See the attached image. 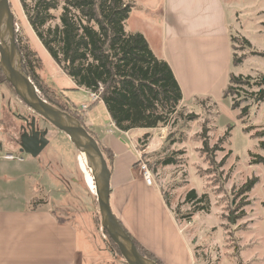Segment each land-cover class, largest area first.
I'll return each instance as SVG.
<instances>
[{
    "label": "rangeland",
    "instance_id": "rangeland-1",
    "mask_svg": "<svg viewBox=\"0 0 264 264\" xmlns=\"http://www.w3.org/2000/svg\"><path fill=\"white\" fill-rule=\"evenodd\" d=\"M56 1L55 24L66 0ZM225 1L233 8L230 14L233 52L244 57L233 73L263 80L264 58L252 52L264 53V0ZM10 3L15 25L35 42L42 62L39 71L42 79L67 102L68 108L83 111L88 123L87 110L91 101H95L86 90L74 85L37 41L20 0ZM234 38L245 39L250 45H240ZM262 88L243 86L239 95L223 97L221 103L196 98L193 103L180 106L167 127L146 131L150 134L148 139H144L145 132L135 140L132 135L129 137L134 141V149L147 151L143 159L152 169L154 185L163 192L167 207L191 242L196 264H264V165L254 164L256 158H264L261 146L264 137H257L264 132V101L256 103L252 98ZM0 94L4 115L0 130L4 151L0 154L8 152L31 159L19 150L18 142L23 136L21 127L28 129L36 118V129L44 132L50 143L39 157L53 159V166H46V174L56 192L50 196L41 192L40 202L48 200V206L63 219L80 221L92 228L90 234L98 236L97 243L108 253L107 264H127L95 219L99 212L95 186L72 141L36 116L6 83L0 82ZM237 103L239 107H233ZM245 108L249 111L243 116ZM204 138L208 141V152L203 150ZM25 164L18 160L11 162L19 174ZM253 178L258 179L257 184L251 192L241 195L243 186Z\"/></svg>",
    "mask_w": 264,
    "mask_h": 264
},
{
    "label": "crops",
    "instance_id": "crops-1",
    "mask_svg": "<svg viewBox=\"0 0 264 264\" xmlns=\"http://www.w3.org/2000/svg\"><path fill=\"white\" fill-rule=\"evenodd\" d=\"M124 1L133 6L126 31L141 33L153 53L171 66L183 93L181 107L196 98L223 102L235 68L233 8L225 0ZM1 110L0 100V130ZM87 112L88 124L102 134L103 144L114 152L110 202L115 216L162 264H196L191 242L167 207L163 192L147 185L139 168L134 167L138 159L132 139L146 131H130L124 139V132L111 122L103 103ZM4 154L10 153L0 156ZM47 158L23 157L26 164L20 174L12 161L0 158V264H107L108 253L97 243L98 236L90 234L92 228L63 219L48 206V200L37 203L41 192L56 194L46 172L53 159Z\"/></svg>",
    "mask_w": 264,
    "mask_h": 264
},
{
    "label": "trees",
    "instance_id": "trees-1",
    "mask_svg": "<svg viewBox=\"0 0 264 264\" xmlns=\"http://www.w3.org/2000/svg\"><path fill=\"white\" fill-rule=\"evenodd\" d=\"M20 3L27 13V22L37 41L56 65L78 89L99 94V100L92 103L90 109L103 103L111 122L124 133L137 129L153 131L171 123L183 101L181 87L171 66L153 53L146 38L141 33L126 31V23L133 8L131 4L124 0H66L59 22L55 24L54 20L57 18L53 11L58 9L56 0H20ZM231 39L233 43V38ZM234 40L240 45H250L245 39ZM34 43L22 30L16 31V45L25 73L44 100L80 121L97 141L112 172L114 152L103 144L102 134L86 123L83 111L68 108L67 102L42 79L39 73L42 62ZM252 53L264 58V53ZM243 60V56L233 53L235 66ZM0 82L12 88L1 68ZM243 86L261 88L264 86V78L256 81L252 77L231 74L223 97L226 99L231 95H239L242 92L239 89ZM12 90L14 91L13 88ZM252 98L256 103L263 102L264 88ZM233 107L238 108V103ZM248 111L245 108L242 115H247ZM149 137L148 132L144 134V139ZM257 137H264V132L258 133ZM261 146L264 149V142ZM203 150L209 151L205 138ZM254 164L264 165V158H256ZM138 166L139 162H136L134 167ZM257 182V178L248 181L243 186L241 195L251 192ZM95 219L101 223L99 212ZM119 222L142 256L162 264L126 230L120 220ZM103 231L113 249L121 255L107 232Z\"/></svg>",
    "mask_w": 264,
    "mask_h": 264
},
{
    "label": "water",
    "instance_id": "water-1",
    "mask_svg": "<svg viewBox=\"0 0 264 264\" xmlns=\"http://www.w3.org/2000/svg\"><path fill=\"white\" fill-rule=\"evenodd\" d=\"M0 68L6 81L17 97L38 117L63 132L75 148L85 154L91 172L97 198L102 228L118 247L127 264H157L140 254L133 240L123 229L111 208V170L97 143L76 118L63 112L44 100L31 78L25 73L22 57L16 45L15 17L10 0H0ZM26 123L28 121H25ZM31 134L22 137L21 152L33 158L38 157L49 141L36 131V118L31 120ZM33 141L35 151L26 149V143Z\"/></svg>",
    "mask_w": 264,
    "mask_h": 264
},
{
    "label": "built area",
    "instance_id": "built-area-1",
    "mask_svg": "<svg viewBox=\"0 0 264 264\" xmlns=\"http://www.w3.org/2000/svg\"><path fill=\"white\" fill-rule=\"evenodd\" d=\"M15 30L18 31L19 28L17 27V25H15ZM90 97L93 101H98L99 100V94L98 93H89ZM85 109V108H84ZM126 136L128 135L127 133H124ZM144 157V152H138L137 151V159L139 162V171L142 175L143 180L146 182L147 185L149 186H153L154 185V178H153V173H152V169L148 166V164L145 162V160L143 159ZM0 158L7 160V161H21L23 162L24 159L21 157H16L13 154H4L2 156H0Z\"/></svg>",
    "mask_w": 264,
    "mask_h": 264
},
{
    "label": "flooded vegetation",
    "instance_id": "flooded-vegetation-1",
    "mask_svg": "<svg viewBox=\"0 0 264 264\" xmlns=\"http://www.w3.org/2000/svg\"><path fill=\"white\" fill-rule=\"evenodd\" d=\"M21 128H22L21 133L23 134V136H25L26 134H31L30 128L27 127L28 129H26V128H23V126ZM36 131L42 133L43 136L45 137L44 132L37 130V129H36ZM18 145H19V150L21 151V149H22V138H21V142L20 143L18 142ZM26 149L29 151H35L33 141L26 143Z\"/></svg>",
    "mask_w": 264,
    "mask_h": 264
},
{
    "label": "bare ground",
    "instance_id": "bare-ground-1",
    "mask_svg": "<svg viewBox=\"0 0 264 264\" xmlns=\"http://www.w3.org/2000/svg\"><path fill=\"white\" fill-rule=\"evenodd\" d=\"M80 154H81V153H80ZM81 156H82V158H83V160H84V162H85V164H86V166H87V159H86L85 154H81ZM87 168H88V166H87ZM88 170H89V168H88ZM89 172H90V170H89ZM90 174H91V172H90Z\"/></svg>",
    "mask_w": 264,
    "mask_h": 264
}]
</instances>
